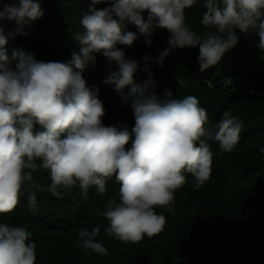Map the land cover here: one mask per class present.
I'll list each match as a JSON object with an SVG mask.
<instances>
[{
    "label": "clouds",
    "instance_id": "clouds-1",
    "mask_svg": "<svg viewBox=\"0 0 264 264\" xmlns=\"http://www.w3.org/2000/svg\"><path fill=\"white\" fill-rule=\"evenodd\" d=\"M100 3L111 6L98 10ZM196 4L197 0H91L79 21L82 31L73 35L79 51L66 62L38 61L23 50L9 56V38L26 35L24 29L43 11L34 0L0 8V21L15 24L7 33L0 24V214L17 208L25 186L30 189L28 208L35 213L39 191L60 198L78 185L85 200L91 189L104 197L115 178L118 196L107 199L96 213L108 221L105 234L127 245L164 231L167 218L156 209L175 215V192L187 184L186 174L194 178L196 190L211 178L214 154L207 141L217 142L221 153H230L240 141L243 124L228 109L209 128L208 112L196 96L175 99L168 90L161 99L150 90L155 87L151 74L143 84L136 83L138 62L126 59L117 46L131 48L137 32L151 37L157 29H166L170 47L159 57H143L145 72L150 59L162 66L171 49L197 46L203 72L237 46V31L255 33V46L264 52V0H204L200 22L207 31L202 35L185 22L186 9ZM127 24L137 32L127 31ZM147 43L150 46L151 40ZM95 53L117 65L104 83L113 85L131 107V131L103 123L99 89L88 87L83 77L95 65ZM260 152L264 154V147ZM40 169L48 171L50 184L34 180ZM100 231L99 224L91 230L80 228L76 246L107 256L108 249L96 239ZM29 236L23 226L0 223V264H36V244Z\"/></svg>",
    "mask_w": 264,
    "mask_h": 264
},
{
    "label": "trees",
    "instance_id": "trees-1",
    "mask_svg": "<svg viewBox=\"0 0 264 264\" xmlns=\"http://www.w3.org/2000/svg\"><path fill=\"white\" fill-rule=\"evenodd\" d=\"M34 2L40 3L43 15L24 29L26 35L9 38V56L13 50H23L34 54L38 61L66 62L74 51H79L73 35L82 31L79 21L91 0ZM18 3L19 0H0V8ZM203 3L197 0L193 8L185 11V22L197 35L207 31L200 22L205 11ZM110 6L100 3L96 8ZM144 16L147 19V13ZM0 24L6 33L15 27L7 20ZM126 30L137 32L132 24H127ZM237 35V46L203 72L198 46L173 48L162 66L150 59L149 71L143 70V57H159L169 49L170 33L166 29H157L151 37L137 32L131 48L117 46L125 52L126 59L138 62L134 77L137 84H143L151 74L155 87L150 90L161 99L168 90L175 99L196 96L208 112L209 128L225 110L231 109L243 124L240 141L230 153H221L217 142L207 141L214 154L211 178L196 190L194 178L186 174L187 184L175 192V215L157 208L167 218L164 231L152 238L145 236L138 244L126 245L108 237V221L96 215L104 209L107 199L118 196L115 178L108 182L104 197L91 189L85 200L78 185L62 192L60 198L39 191L35 213L28 208L30 189L25 186L17 208L0 214V223L23 226L29 231V240L36 244V264H264V154L260 152L264 147V52L255 46V33L237 31ZM95 55V65L89 66L83 77L88 87L99 89V99L105 107L103 123L131 131L135 125L131 107L122 102L113 85L104 83L117 65H109L101 53ZM36 130H40L39 126ZM33 176L42 186L51 183L47 170L40 169ZM97 224L101 231L96 239L108 249L107 256L76 246L78 230H91Z\"/></svg>",
    "mask_w": 264,
    "mask_h": 264
}]
</instances>
